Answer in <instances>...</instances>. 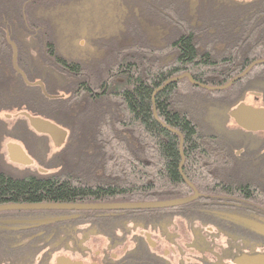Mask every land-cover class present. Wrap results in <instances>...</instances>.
<instances>
[{"label":"flooded vegetation","instance_id":"flooded-vegetation-1","mask_svg":"<svg viewBox=\"0 0 264 264\" xmlns=\"http://www.w3.org/2000/svg\"><path fill=\"white\" fill-rule=\"evenodd\" d=\"M22 3L20 15L13 14L15 25L0 27L4 30L0 32V73L5 75L0 78V97H4L0 103L19 105L21 98L5 100L4 88L13 89L9 85L13 81L17 87L22 83L24 89L19 90L26 94L23 100H28L24 104L35 106L23 112L25 119L33 127L39 120H51L59 126L47 137L53 145L55 132L63 136L60 152L46 159L50 174L62 173L65 168L68 171L77 164L69 140L71 128L60 122L64 118L87 119L94 110L96 117L102 116L110 98L124 87L131 60L139 68L144 57L152 59L151 66L173 68L180 55L178 41L185 38L199 53L195 60L200 62L207 55L214 73L222 67V55L226 56L223 61L229 55L231 61L239 59L242 67L238 71L222 67L230 68L235 74L232 78L248 68L234 81L241 80L239 86L245 85L247 90L226 113L218 108L209 115L217 121V133L232 160L245 165L247 183L252 187L247 195L198 193L191 202L159 209L0 211V264H264V129L243 110L264 109V0ZM225 9L235 19L236 35L224 30L215 18H203L205 10L219 15ZM238 43L244 45L241 57L232 52ZM225 45L230 49L228 54H223ZM184 74L204 85L199 82L203 78L194 79L183 68L174 74L169 71L166 79ZM181 79L205 89L185 76L173 83ZM209 81L220 83L217 74ZM81 93L91 99L83 101ZM84 102L90 105L84 106ZM240 104L242 109L235 111ZM112 114L118 115L116 110ZM240 123L250 128L242 130ZM36 150H26L29 166H40L45 160L47 148ZM234 161L227 165L231 173L237 170ZM82 165L80 170L90 167ZM40 168L25 172L50 175Z\"/></svg>","mask_w":264,"mask_h":264},{"label":"trees","instance_id":"trees-1","mask_svg":"<svg viewBox=\"0 0 264 264\" xmlns=\"http://www.w3.org/2000/svg\"><path fill=\"white\" fill-rule=\"evenodd\" d=\"M22 1L0 0L1 29L15 25L13 14L20 15ZM229 11L222 10L218 15L214 10H205L203 18H215L223 26L226 24L225 19L228 20L229 24H233L228 27L229 32L236 35L235 19L230 16ZM0 32L3 34L4 30ZM178 48L180 55L174 70L170 67L162 68L148 76L145 72L150 71L151 66L144 57L141 66L144 77L136 76L135 72H126L124 87L114 98H110L107 111L102 116L96 117L97 111L94 110L86 117L83 125L76 123L78 118H70L74 123H68L65 118V122H60L61 125L67 124L71 128L69 140L76 156L73 160L77 161L74 167L48 176L0 170V205L133 203L188 197L193 191L179 172L180 152L183 154L182 173L199 194H250L252 185L247 183L246 170L243 169L245 165L232 160L231 153L217 133V121L210 117L212 111L218 108L226 113L229 105L237 100L241 92L247 90V86H239L241 80L224 90L209 91L181 79L158 90L152 104L153 92L166 80L169 71L174 74L183 68L194 79L203 78L199 82L204 85H225L235 75L230 68H222L233 67L230 55L225 61L223 60L226 56H221L222 67L218 73H214V65L208 63L207 55L200 62L195 60L199 53L189 39H180ZM243 48L244 45L238 43L232 52L241 57ZM224 49L223 54H228V46L225 45ZM202 64L204 65L201 66ZM216 74L220 79L219 84L209 81ZM2 76L5 75L0 73V78ZM9 85L13 89L4 88L7 91L5 100L15 101V98H21L17 102L19 105H14L16 114L21 115L28 108H35L32 102L26 107L28 100H23L27 99L26 94L19 90L20 87L24 89L22 83L17 87L13 81ZM185 96L190 99L182 101ZM0 101H4L3 96ZM23 101L27 103L24 104ZM112 105L116 107L117 117L112 114ZM172 129L181 134V148L180 137ZM87 147L89 152L86 151ZM60 159L61 156L58 160ZM233 161L237 170L231 173L230 166L227 165ZM66 162L69 163V160L66 159ZM82 164H89L90 173L79 169ZM226 174L231 176L226 179Z\"/></svg>","mask_w":264,"mask_h":264},{"label":"rangeland","instance_id":"rangeland-1","mask_svg":"<svg viewBox=\"0 0 264 264\" xmlns=\"http://www.w3.org/2000/svg\"><path fill=\"white\" fill-rule=\"evenodd\" d=\"M13 109L14 106L5 107L3 103H0V165L6 171L15 172L16 174H21L27 169L37 170L38 167L47 170V174L52 173L46 166L48 165L46 159H50L51 155L56 156L60 152V148H54L51 142H47L48 128L50 127L47 124H42L41 129L36 132L29 126L27 118H16L18 115ZM12 145L13 147L17 146L19 150L15 151ZM28 148H37L39 151H45L47 148V155L45 160L41 161L40 166L35 164L29 166L24 163V160L30 159L28 155V158L25 159L24 154ZM228 176L231 175L226 174L225 178L227 179Z\"/></svg>","mask_w":264,"mask_h":264},{"label":"water","instance_id":"water-1","mask_svg":"<svg viewBox=\"0 0 264 264\" xmlns=\"http://www.w3.org/2000/svg\"><path fill=\"white\" fill-rule=\"evenodd\" d=\"M13 66L15 69V54L13 56ZM248 68L240 75L232 78L228 83H226L223 86L220 87H209V86H204L201 84H197L192 81L189 75L184 74L178 77H175L174 80H177L182 77H187L189 81L197 86H200L202 88L208 89V90H223L229 87L235 80H237L239 77L244 75L247 72ZM242 104L238 106L235 111H240L242 109ZM245 113H248L250 115H253V120L259 123V128L264 129V109H255L251 107H245L243 108ZM154 111V110H153ZM154 117H156L155 112ZM42 124H48L44 121L39 120L38 124L34 123V126H38V130L41 129L43 126ZM240 125L244 128H250L249 125H246V123H243ZM175 133H177L180 137V145L179 147L181 148L182 144V139H181V134L179 132H176L175 130L172 129ZM53 138V144L55 147H58L61 145V141L63 140V136L59 132H55L52 135ZM181 154V161L179 164V169H181L182 164H183V154ZM186 181V180H185ZM190 188L193 191V194L191 196H188L186 198H178V199H171V200H166V201H153V202H125V203H112V204H57V203H47V204H5V205H0V211H7V210H69V211H78V210H91V209H101V210H139V209H159V208H167V207H175L178 205L186 204L188 202H191L196 199L198 196V193L194 186L186 182Z\"/></svg>","mask_w":264,"mask_h":264},{"label":"bare ground","instance_id":"bare-ground-1","mask_svg":"<svg viewBox=\"0 0 264 264\" xmlns=\"http://www.w3.org/2000/svg\"><path fill=\"white\" fill-rule=\"evenodd\" d=\"M225 21H226V24L224 25V30H229L228 29V27H231L233 24L232 23H230L229 24V21L228 20H226L225 19ZM232 45H234L235 46V43H232ZM147 58V57H146ZM147 60H148V62H149V65L151 66V61H152V59H148L147 58ZM239 59H236V58H234V59H232V64H233V67H234V69L236 70V71H238L242 66L240 65V63H239V61H238ZM155 69H154V68ZM159 69H162V67L159 65V64H157V65H152L151 66V68L149 69L150 71H147V72H145V74L146 73H148V76L151 74V73H156L157 72V70H159ZM242 70L243 69H241V73H238L237 74V77L238 76H240L243 72H242ZM143 70H142V68H139V66H137L136 65V63H134V60H131V64H130V66L127 68V72H131V73H133V72H135L136 73V76H138V75H140V77L143 75V77L145 76V74H143V72H142ZM168 76V75H167ZM243 76V75H242ZM241 76V77H242ZM167 78V77H166ZM174 78L175 77H172V78H170V79H166V80H164L163 82H162V86H160V87H157L156 89H155V91L153 92V94H152V97H151V101H152V104H153V100H154V94L158 91V90H160L161 88H163V87H165L166 85H168V84H170V83H173L175 80H174ZM240 78V77H239ZM106 81V80H105ZM230 81V80H229ZM110 83V80H108V84ZM224 90V89H223ZM80 98H82L83 99V101H85V100H87V99H91L90 97H89V95L87 94V93H81L80 94ZM190 99V97L189 96H185V97H183V99H182V101H186L187 99ZM85 103V102H84ZM184 103V102H183ZM87 105H90L88 102L87 103H85L84 104V106H87ZM90 108V107H89ZM112 108H113V110H115L116 109V107L114 106V105H112ZM91 115V114H90ZM89 115V116H90ZM77 119V118H76ZM65 121H67L68 123H74L75 121L74 120H72V119H66ZM86 122V120H85V118L84 119H82V120H76V123H78V124H80V125H83L84 123ZM2 169H4L1 165H0V170H2ZM85 172H88V173H90V170L89 169H87V170H85ZM179 172L181 173V175H182V179H183V181L186 183V182H188L189 184H191L187 179H186V177L183 175V173H182V167H181V169H179ZM186 180V181H185ZM187 184V183H186ZM192 185V184H191ZM193 186V185H192ZM112 203H114V202H112ZM112 203H104V202H93V203H90V202H84V203H78V204H112ZM91 210H97V209H91Z\"/></svg>","mask_w":264,"mask_h":264}]
</instances>
